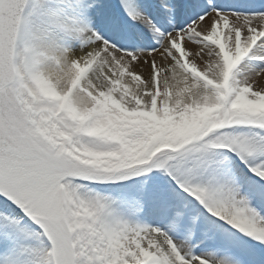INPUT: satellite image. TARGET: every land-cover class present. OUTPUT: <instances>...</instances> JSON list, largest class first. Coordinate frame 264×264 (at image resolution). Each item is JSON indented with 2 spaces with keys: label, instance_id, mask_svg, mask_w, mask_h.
Here are the masks:
<instances>
[{
  "label": "snow or ice",
  "instance_id": "snow-or-ice-1",
  "mask_svg": "<svg viewBox=\"0 0 264 264\" xmlns=\"http://www.w3.org/2000/svg\"><path fill=\"white\" fill-rule=\"evenodd\" d=\"M0 264H264V0H0Z\"/></svg>",
  "mask_w": 264,
  "mask_h": 264
}]
</instances>
